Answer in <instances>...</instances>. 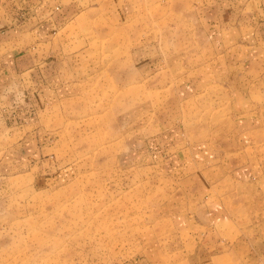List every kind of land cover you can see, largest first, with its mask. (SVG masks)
<instances>
[{"label": "rangeland", "instance_id": "374dc122", "mask_svg": "<svg viewBox=\"0 0 264 264\" xmlns=\"http://www.w3.org/2000/svg\"><path fill=\"white\" fill-rule=\"evenodd\" d=\"M96 2L88 7H98ZM55 3L52 16L57 28L34 37L36 46L22 57L32 62L23 93L0 98V264H251L236 257L206 260L194 253L191 229L182 234L179 226L184 214L193 216L184 213L187 201L180 186L186 166L182 170L177 149H163L146 139L138 145L139 128L156 121L163 104L166 118L169 115L175 125L168 106L174 109L180 96L195 93L193 83L179 82L193 81V74L152 69L138 75L133 69L134 78L128 81L132 67L127 52L118 50L115 56L103 50L106 66L72 79L79 90L63 94L69 84L62 77L63 68L68 69L65 60L75 57L68 55L63 43L70 38L75 45L80 37L88 43L95 22L91 18L80 34L77 23L68 20L64 25L69 22L70 28L62 34L63 7L60 0ZM103 4L119 17L117 48L129 47L134 60L152 53L161 58L189 55L199 46L209 49L206 56L215 67L238 64L237 39L224 33L237 27L238 0H106ZM129 15L130 20H125ZM75 31L76 36H69ZM192 34L198 45L191 43ZM107 41L108 37L98 42ZM145 43V52L138 51ZM111 59L118 60V68H109ZM182 69L190 70L187 65ZM214 88L219 98L223 88ZM217 98L215 105L220 104ZM190 107H197L196 102L185 111ZM196 125H201L198 116L186 127L184 121L179 123L183 129ZM97 126L100 129L95 131ZM128 129L134 133L128 135L127 145ZM118 142L124 148L116 149ZM147 152L149 156L139 159Z\"/></svg>", "mask_w": 264, "mask_h": 264}, {"label": "crops", "instance_id": "0c3cea01", "mask_svg": "<svg viewBox=\"0 0 264 264\" xmlns=\"http://www.w3.org/2000/svg\"><path fill=\"white\" fill-rule=\"evenodd\" d=\"M56 1L0 0V98L10 93L17 98V92L20 95L23 93V84L30 75L32 62L22 57H27L26 53L36 46L34 37L43 36L47 31L49 34L53 26L57 28L52 16ZM60 2L63 7L60 13V19L63 20L62 34H67L66 29L70 28L69 22L67 26L64 25L68 20L73 19L77 23L80 34L88 29L91 18L95 22L88 43L81 37L74 43L77 47L68 40L70 38L63 43L68 55L77 58L68 56L65 60L68 69L63 68L62 77L69 79V84L63 87V94H72L76 88L79 90L80 87L72 79L100 72L106 66L101 59L104 51L115 53V56L118 50L127 52V61L132 67L131 75L126 77L128 81L134 78L133 69L138 75L155 69L193 74V81L190 78L183 81L181 78L179 82L193 83L197 87L195 93L180 96V104L177 103L174 109L172 105L168 106L175 115V125L167 119L169 115L166 118L163 104L156 112L154 120L157 122L151 121L139 128L138 133H142V138L138 145L141 146L146 139L154 141L163 149H177L176 155L182 163V170L186 166L180 186L187 201L184 213L189 212L193 216L184 214L179 226L183 230L182 234L191 229V241L193 239L196 243L194 253L206 260L236 257L251 264H264V152L261 156L257 155L264 150V0H238L237 27L229 32L224 31L233 40L237 39L238 64L233 61L232 66L228 63L217 67L209 63V57L206 56L210 53L209 49H200L199 46L191 48L189 55L176 54L161 58L152 53L143 59L134 60L129 47L117 48L119 33L116 23L119 17L117 12L114 14L103 4L106 0H95L99 6L94 9L88 7L92 0ZM88 12L93 15L88 16ZM130 17L124 19L130 20ZM34 21L37 22L34 24ZM42 21L48 27L44 28ZM78 31L69 36H76ZM107 37L109 41L105 45L98 42ZM192 37L191 43L196 41L198 45V38L193 34ZM145 46L148 43L142 44V49L137 50L144 53ZM225 49L223 47L222 50ZM231 50L233 56L234 50ZM198 54L201 56L199 62ZM183 65H187L190 70H183ZM118 67V60L111 59L109 68ZM23 77L26 78L24 82ZM145 81L142 86H145ZM214 86L223 88L219 98ZM215 98L219 105H215ZM194 101L197 107L185 111L190 102L194 105ZM197 116L201 125H196L195 129L179 127L182 121L185 127L191 125ZM14 129H17V121ZM125 132L124 138L128 145L130 133L134 131L128 129ZM115 147L124 148L119 142ZM147 156L148 152L143 153L139 159ZM192 217L197 222L189 219Z\"/></svg>", "mask_w": 264, "mask_h": 264}]
</instances>
